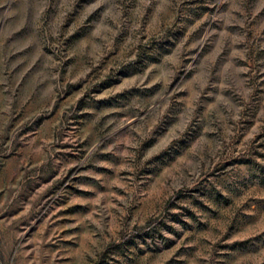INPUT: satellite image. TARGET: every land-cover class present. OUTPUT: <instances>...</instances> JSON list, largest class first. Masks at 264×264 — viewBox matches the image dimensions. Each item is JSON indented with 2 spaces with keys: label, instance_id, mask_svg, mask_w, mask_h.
<instances>
[{
  "label": "clouds",
  "instance_id": "obj_1",
  "mask_svg": "<svg viewBox=\"0 0 264 264\" xmlns=\"http://www.w3.org/2000/svg\"><path fill=\"white\" fill-rule=\"evenodd\" d=\"M75 4L0 0V264H191L190 250L198 264H232L241 248L264 258V208L236 243L197 206L209 203L197 188L224 192L264 168V0H96L93 20ZM117 36L132 51L111 68L139 56L143 74L123 107L105 110L90 88L111 73L93 41L107 54ZM175 121L184 159L153 196L147 144Z\"/></svg>",
  "mask_w": 264,
  "mask_h": 264
},
{
  "label": "rangeland",
  "instance_id": "obj_2",
  "mask_svg": "<svg viewBox=\"0 0 264 264\" xmlns=\"http://www.w3.org/2000/svg\"><path fill=\"white\" fill-rule=\"evenodd\" d=\"M96 0H76L74 11H76L77 18L80 15H84L88 20H93L97 17V14L101 11L100 8L93 9ZM130 6H135V0H130ZM145 16L149 9H145ZM144 17L141 18L143 24ZM99 28H103V25H98ZM88 34L87 29L82 27L77 29L73 33V37L77 41L84 40V37ZM117 36L113 42L112 50L105 54L102 45L93 41V47L98 51L100 57L101 70H107L111 74L106 79L100 80L97 84L90 88V92H97L103 96V100L100 102L99 107L103 109H115L121 108L123 105L119 102L118 98L124 97L128 94L137 91L135 84L132 82L140 75L143 74L139 66V56L136 62H128L127 64H121V67L117 70L111 68L112 62L117 58H122L126 54L132 51L131 47H125V40ZM86 43V41H85ZM88 65L84 64L80 66L79 71H83ZM95 69L93 70V72ZM78 74V73H77ZM92 78V73H88L87 78H82L74 87L69 85L70 91L66 93V98L70 99L72 96L80 93L82 90L89 88V80ZM131 84V87L129 85ZM175 82H173L174 86ZM155 88L156 86L153 85ZM115 93L112 95L111 93ZM89 95V92H84L78 101V106L88 107L87 103H82ZM179 107V105H176ZM87 113H81V117H87ZM157 129H160L157 131ZM179 130H184L183 133ZM155 139L151 140L147 144L149 150H153L152 160L155 161V167L153 170L143 172V177L146 178L148 191L153 196H160L164 194L167 187V178L175 173V170L180 167L184 159V154L174 147L177 141H183L184 135L187 134L185 129V122H161L156 128L153 129ZM147 143V142H146ZM236 163L251 164L249 159H235ZM231 162L225 161V166H228ZM86 182V181H84ZM200 195H203L208 200V205H204L203 202L197 204L198 207L205 213H207L213 221H218L221 224L227 221V231L225 232V238L231 233V238L236 243H241L242 238H249L257 228V221L251 219L255 216L258 208H264V168H258L252 173V178L244 184H234L225 188L224 192L214 190L211 193H206L197 188ZM225 192L227 195H225ZM81 197H88L93 195L90 192L81 190L78 192ZM119 195V193H118ZM184 200L192 199L191 196L183 195L180 197ZM195 202V201H194ZM73 209L78 210L79 206L74 205ZM73 209H64V213H71ZM247 210V211H245ZM189 214H191L189 212ZM59 215V214H58ZM239 221L245 222L243 229L238 228ZM65 219L63 221H57V223H67ZM231 252H235V255L230 257L232 264H264V258H260L255 250L247 248H241L239 251L236 249H229ZM191 258V264H198L194 259L195 252L189 251L186 253Z\"/></svg>",
  "mask_w": 264,
  "mask_h": 264
}]
</instances>
